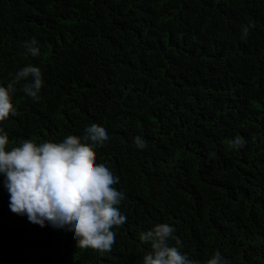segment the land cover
<instances>
[{"label": "trees", "instance_id": "trees-1", "mask_svg": "<svg viewBox=\"0 0 264 264\" xmlns=\"http://www.w3.org/2000/svg\"><path fill=\"white\" fill-rule=\"evenodd\" d=\"M28 64L43 86H16L9 148L103 126L90 151L119 177L127 221L110 252L81 249L12 213L0 176V264H141L158 223L200 264H264V0H0V84Z\"/></svg>", "mask_w": 264, "mask_h": 264}, {"label": "clouds", "instance_id": "clouds-1", "mask_svg": "<svg viewBox=\"0 0 264 264\" xmlns=\"http://www.w3.org/2000/svg\"><path fill=\"white\" fill-rule=\"evenodd\" d=\"M252 27L243 25L242 33L247 35ZM28 50L39 55L38 42L32 41ZM21 81H26L23 91L28 97L39 98L42 71L28 64L6 86L0 84V125L17 114L13 95ZM108 139L106 128L88 123L80 127L79 135H67L60 142L25 139L9 148L8 133L0 127V176L9 194L10 211L40 227L69 232L81 249L110 252L116 240L112 229L127 221L119 207L125 195L114 187L119 177L105 163H98L90 151L93 146L103 147ZM134 143L143 149L146 141L137 136ZM231 143L239 149L244 141L237 136ZM175 233V226L168 223L141 232V244L150 245L141 264H200L180 251L183 241ZM170 240L174 245H169ZM207 264L228 262L217 251Z\"/></svg>", "mask_w": 264, "mask_h": 264}]
</instances>
